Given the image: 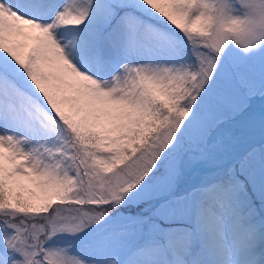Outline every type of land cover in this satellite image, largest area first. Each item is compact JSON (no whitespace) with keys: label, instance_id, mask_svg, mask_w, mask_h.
Masks as SVG:
<instances>
[{"label":"snow or ice","instance_id":"6c2138e0","mask_svg":"<svg viewBox=\"0 0 264 264\" xmlns=\"http://www.w3.org/2000/svg\"><path fill=\"white\" fill-rule=\"evenodd\" d=\"M0 264H264V0H0Z\"/></svg>","mask_w":264,"mask_h":264}]
</instances>
